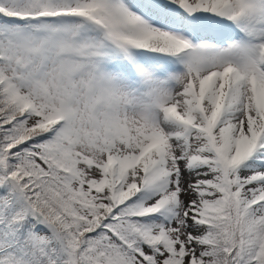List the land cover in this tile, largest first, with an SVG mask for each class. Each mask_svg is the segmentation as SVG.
I'll return each instance as SVG.
<instances>
[{
  "label": "snow or ice",
  "instance_id": "1",
  "mask_svg": "<svg viewBox=\"0 0 264 264\" xmlns=\"http://www.w3.org/2000/svg\"><path fill=\"white\" fill-rule=\"evenodd\" d=\"M0 264H264V0H0Z\"/></svg>",
  "mask_w": 264,
  "mask_h": 264
}]
</instances>
